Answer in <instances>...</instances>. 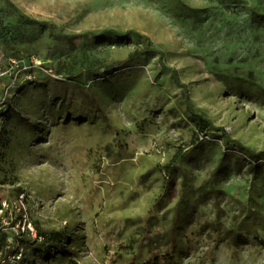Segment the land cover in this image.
I'll return each mask as SVG.
<instances>
[{"label": "rangeland", "instance_id": "rangeland-1", "mask_svg": "<svg viewBox=\"0 0 264 264\" xmlns=\"http://www.w3.org/2000/svg\"><path fill=\"white\" fill-rule=\"evenodd\" d=\"M9 2L69 36H148L196 109L264 151V0H0V198L70 238L21 264H264V162L201 134L141 42L54 37Z\"/></svg>", "mask_w": 264, "mask_h": 264}, {"label": "trees", "instance_id": "trees-1", "mask_svg": "<svg viewBox=\"0 0 264 264\" xmlns=\"http://www.w3.org/2000/svg\"><path fill=\"white\" fill-rule=\"evenodd\" d=\"M9 5H11L12 9H14L16 12L20 13L21 17L26 19L29 23L39 25L41 27L47 28L50 31V34L54 37L63 38L65 40H75V39H90V38H102L104 36H115L118 39L125 40L129 39L130 37L136 39L137 41L141 42L145 49L153 54H156L159 56V65L166 71L171 73V76L175 83L179 86V88L182 89L181 96H182V102L186 107L185 116L188 119V121L195 125L196 129L201 133L205 134L208 131L213 134H218L219 138H221L224 142V146L226 150L233 151L237 154L242 155L243 157L247 158L254 167H257V165L260 162H264V151H256L245 144H243L241 141L233 139L230 134L225 130L223 127L215 126L212 120L202 111L196 109L194 106L188 87L185 83L181 82L179 73L176 69L169 67L166 65L164 61V52L155 48H152L150 38L138 31L135 30H128L126 32H120L117 30L109 29L104 30L102 32H84L79 35H73L69 36L63 33H57L55 32L52 24L48 21H37L34 19H31L24 14H21L19 12L18 8L11 4L9 2ZM219 173V171H216V174ZM35 225V224H34ZM36 226V225H35ZM36 229L38 231L39 236L42 238V241H29L26 243L27 245H30L32 247H35L41 243V249L39 252L45 256L49 257L56 254H61L64 251V245L67 243V241L70 240V238L67 236L64 230H50V231H44L41 229H38L36 226ZM226 235L233 239L236 245L241 246L245 244L244 236L240 233H237L233 230H227ZM3 241V246H6L7 242L5 238L0 239ZM2 250V249H1ZM71 264H79L78 262H72ZM145 264H161L159 259H155L153 262H147ZM175 264H193V263H179L176 262ZM198 264H205V263H198Z\"/></svg>", "mask_w": 264, "mask_h": 264}, {"label": "built area", "instance_id": "built-area-1", "mask_svg": "<svg viewBox=\"0 0 264 264\" xmlns=\"http://www.w3.org/2000/svg\"><path fill=\"white\" fill-rule=\"evenodd\" d=\"M8 245L0 250V264H21L24 246L29 241H42L32 222L26 203V194L21 193L13 201L0 198V239ZM13 247L11 251H8Z\"/></svg>", "mask_w": 264, "mask_h": 264}]
</instances>
